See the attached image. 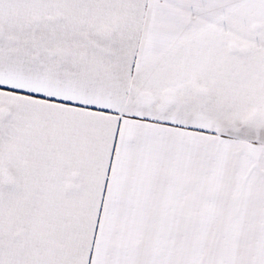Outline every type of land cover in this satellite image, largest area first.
Returning <instances> with one entry per match:
<instances>
[{
    "label": "snow or ice",
    "instance_id": "6c2138e0",
    "mask_svg": "<svg viewBox=\"0 0 264 264\" xmlns=\"http://www.w3.org/2000/svg\"><path fill=\"white\" fill-rule=\"evenodd\" d=\"M0 264H264V0H0Z\"/></svg>",
    "mask_w": 264,
    "mask_h": 264
}]
</instances>
